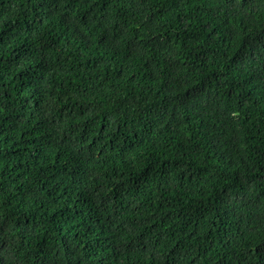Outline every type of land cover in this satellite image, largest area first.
<instances>
[{
  "label": "trees",
  "instance_id": "1",
  "mask_svg": "<svg viewBox=\"0 0 264 264\" xmlns=\"http://www.w3.org/2000/svg\"><path fill=\"white\" fill-rule=\"evenodd\" d=\"M0 264H264V0H0Z\"/></svg>",
  "mask_w": 264,
  "mask_h": 264
}]
</instances>
